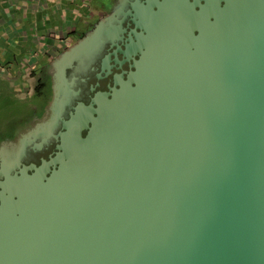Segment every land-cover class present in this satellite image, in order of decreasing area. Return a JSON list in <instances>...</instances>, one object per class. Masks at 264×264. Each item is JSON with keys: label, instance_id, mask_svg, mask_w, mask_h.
I'll use <instances>...</instances> for the list:
<instances>
[{"label": "water", "instance_id": "1", "mask_svg": "<svg viewBox=\"0 0 264 264\" xmlns=\"http://www.w3.org/2000/svg\"><path fill=\"white\" fill-rule=\"evenodd\" d=\"M174 11L133 42L116 8L50 61L45 119L0 149V264H264V0ZM104 42L130 70L82 101Z\"/></svg>", "mask_w": 264, "mask_h": 264}, {"label": "flooded vegetation", "instance_id": "2", "mask_svg": "<svg viewBox=\"0 0 264 264\" xmlns=\"http://www.w3.org/2000/svg\"><path fill=\"white\" fill-rule=\"evenodd\" d=\"M97 2L100 9L94 13L92 17L94 19L93 21L90 20L88 23L83 24V27H86L87 30L83 32L82 36H85L89 31L93 30L95 25L109 16L114 9L122 8L124 16L119 15L118 19L123 20L122 27L126 30L125 38L131 37L132 41L135 42L134 34H145V31L139 27L143 26L142 20L140 19L149 20L157 16H174L177 12L174 11L175 7L179 10H185L188 14L198 16L205 2H223V0H97ZM181 12L179 11L180 15ZM72 43H69L60 52L64 51ZM119 48L124 50V46L121 44H119ZM87 55L83 56L76 63V69L73 72L74 75H81L80 78H82V101H88L94 95L91 87L98 85L96 90L105 91L109 86H113L114 75L129 71L130 65L132 64V61H127L117 50L116 46L107 42L96 44L92 52ZM90 60L91 62L89 63ZM69 73H72V71H69ZM49 83L48 92L51 99L50 78ZM14 99L16 98L12 97L7 103L12 104L15 111H12V114L6 119L0 120V149H5L6 152H10L28 130L45 119L46 107L49 103L45 99L42 107L39 106L30 111L22 102L19 103ZM55 145L56 141L50 139L46 150L40 151L37 148L30 147L27 148L25 155H20V157H18V153H11L9 159L5 158V162L11 166H16L18 163L25 165L38 163L40 158H46L54 151ZM1 162L2 160L0 159V165Z\"/></svg>", "mask_w": 264, "mask_h": 264}, {"label": "crops", "instance_id": "3", "mask_svg": "<svg viewBox=\"0 0 264 264\" xmlns=\"http://www.w3.org/2000/svg\"><path fill=\"white\" fill-rule=\"evenodd\" d=\"M87 0H0V80L24 84L26 71L49 63L73 39ZM14 84V85H13Z\"/></svg>", "mask_w": 264, "mask_h": 264}, {"label": "rangeland", "instance_id": "4", "mask_svg": "<svg viewBox=\"0 0 264 264\" xmlns=\"http://www.w3.org/2000/svg\"><path fill=\"white\" fill-rule=\"evenodd\" d=\"M97 0H87L85 4V16H82V7L80 9V17L74 23L70 31L66 34L73 39V43L81 39L83 32L87 30L86 27H83L84 23L88 21H93L92 18L96 10H99ZM60 52H58L54 57H56ZM50 63V62H49ZM49 63L35 67L32 70L26 71L27 76H24V84H13L14 86L10 87L7 82L0 80V120L6 119L11 115L14 110L12 104H8L12 97H15L16 101L19 103L22 102L28 110H34V108L42 107L46 102L50 100L49 96V78H50V66ZM48 95V96H47ZM47 97V98H46ZM21 99V100H20ZM37 106V107H36Z\"/></svg>", "mask_w": 264, "mask_h": 264}]
</instances>
